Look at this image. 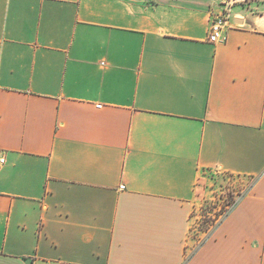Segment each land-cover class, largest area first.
Wrapping results in <instances>:
<instances>
[{"label": "crops", "instance_id": "1", "mask_svg": "<svg viewBox=\"0 0 264 264\" xmlns=\"http://www.w3.org/2000/svg\"><path fill=\"white\" fill-rule=\"evenodd\" d=\"M0 149V264H264V0H0Z\"/></svg>", "mask_w": 264, "mask_h": 264}, {"label": "rangeland", "instance_id": "2", "mask_svg": "<svg viewBox=\"0 0 264 264\" xmlns=\"http://www.w3.org/2000/svg\"><path fill=\"white\" fill-rule=\"evenodd\" d=\"M250 183L247 177H228L217 172L205 173V177L200 180L199 187H197L198 196H202L198 201L200 205L193 210L191 215L188 237V246L191 250L212 229L217 217L224 215L230 195L239 197ZM206 195L209 198H206Z\"/></svg>", "mask_w": 264, "mask_h": 264}, {"label": "built area", "instance_id": "3", "mask_svg": "<svg viewBox=\"0 0 264 264\" xmlns=\"http://www.w3.org/2000/svg\"><path fill=\"white\" fill-rule=\"evenodd\" d=\"M230 19L229 13L226 10L221 15L214 17L209 25V34H208V40L211 42L217 41L220 36L224 33V31L227 29L228 21ZM233 25H237L236 23L232 22ZM6 158H5V152L0 149V169L5 164ZM120 188H123L121 185ZM229 205L226 209L228 211L230 208Z\"/></svg>", "mask_w": 264, "mask_h": 264}, {"label": "trees", "instance_id": "4", "mask_svg": "<svg viewBox=\"0 0 264 264\" xmlns=\"http://www.w3.org/2000/svg\"><path fill=\"white\" fill-rule=\"evenodd\" d=\"M235 202H236V199H234V197H232V195H230V199L228 200V203L227 204H229V205H234L235 204ZM228 205V206H229ZM227 211H225V213H226ZM224 213V214H225ZM221 220H218V217H217V219L214 221V223H213V225H212V229L220 222ZM212 229H210L209 230V232L207 233V235H209V233L211 232V230ZM203 241V239H201V241L200 242H202Z\"/></svg>", "mask_w": 264, "mask_h": 264}]
</instances>
